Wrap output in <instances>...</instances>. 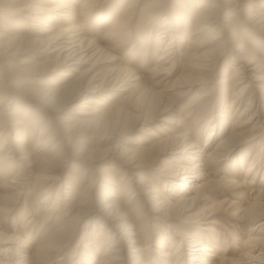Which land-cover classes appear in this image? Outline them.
<instances>
[{"label": "bare ground", "instance_id": "obj_1", "mask_svg": "<svg viewBox=\"0 0 264 264\" xmlns=\"http://www.w3.org/2000/svg\"><path fill=\"white\" fill-rule=\"evenodd\" d=\"M19 1L24 0H0L13 4L11 7ZM27 1L28 5L16 10L7 8L5 12L11 25L22 22L25 32L14 31L18 28L17 24L13 29V26L0 22V98L6 99L8 93L12 92L26 101L25 106L15 103L9 109L0 100V131L6 130L0 146V175L6 172L12 176L3 184L5 190L9 189V194L0 196V200L7 203L0 208V213L12 211V205L23 198L22 194L28 196L32 193V185L34 201L41 199L40 202L44 203L48 201L54 186L59 184L55 201L44 210L46 214L49 213L48 219L55 215V206L60 205L61 193L66 189L64 193L68 195L72 193L74 196L79 192L77 197L86 205L82 214L85 216V213H89L90 217L83 228L93 225V232L89 231L86 237L84 231L79 239L83 241L90 236L95 237L94 242L81 244L78 264L80 258L83 259L82 263L95 264L94 259L99 258L98 254L101 256L97 264H264V172L261 182H255L264 164V51L260 47L264 43V12L253 5V2L260 0H214L210 4L209 0H184V4H190L189 7H184L182 1L174 5L172 0ZM104 6L109 7L108 10L100 11ZM139 7L145 10L142 15L138 13ZM164 15L167 17L160 20ZM92 18L94 24L90 25ZM156 20L161 21L158 27L155 26ZM103 23L111 25L105 30V38L113 42L110 43L112 47H116L115 42L118 40L123 41L122 45L133 38L131 42H138L139 46L138 49L133 47L135 50L132 54L143 57L145 64L154 60L150 71L153 75L164 77L163 80L174 76L176 65L184 58L177 81L196 73L195 85L202 88L209 83L213 86L223 85L230 80L225 78L214 83L211 74L220 75L218 68L230 54V62L233 64L231 78L236 83L231 88L227 83L221 88L231 93L232 101L230 105L221 107L215 116L219 119L214 122L215 118L210 114L209 122H212L205 125H209V130L204 146L198 142L200 137L191 139L183 134L170 135L169 132L156 137L148 146H144L146 143L143 145L140 138L139 143L134 142L135 138L130 136L137 124L141 123L139 131H144L145 125L157 114L155 112L163 113L173 106L174 101L170 95L162 96V92L155 88L161 79L149 84L144 79L146 77L141 76L133 67L134 60L125 63L112 55L111 47L101 44L97 35L101 31L98 27ZM134 23L138 26L132 27ZM86 28L95 34L87 35ZM20 54H28L17 62L24 65L23 69L29 72L34 84L11 87L7 80L11 68L7 63L16 60ZM100 58L105 62L120 60L121 64L108 78L99 79L93 72ZM237 61L239 63L236 65ZM88 65L87 69L82 70ZM44 81L47 84H43ZM86 92L88 96L75 104ZM125 94H128L127 98L130 97L133 112L122 105L124 98L118 101ZM160 97L166 99L165 106L160 109L151 108L153 100ZM244 101L247 102L240 111L239 106ZM160 103L163 105L164 101ZM67 109L73 113L70 118L56 117ZM234 110L236 113L240 111L239 116H233ZM132 119L136 122L125 137L126 146L100 148L101 143L114 139L116 126L123 127ZM170 121L181 123L180 120ZM79 137L86 143L93 141L94 147L75 146L72 139ZM216 138L219 141L214 146L212 143ZM240 139L247 140V144H252L251 147L257 145V154L247 165L244 156L233 158L228 167L224 165V173L226 169L229 172L219 176L218 169L232 158L235 151L232 147ZM66 153L70 160L77 159L81 163L94 164L104 159H118L128 165L133 177L123 182V186L110 180L108 175L98 181V178L92 177L87 188L79 191L78 185L72 187L74 182L71 179L74 178L65 176L62 170L67 167L64 163ZM246 155L249 153L246 152ZM159 159L165 162L164 166L157 169V173L163 177L166 196L163 195V189L158 187L159 180H150L139 173L140 169L153 165ZM9 168L15 170L12 172ZM236 170L246 178L251 177L250 182L247 183L244 178L238 180ZM97 183L99 188L96 192ZM247 184L255 189L253 201L231 208V214L236 224L241 225L240 228L243 223L249 224L243 239L235 237V247L239 250L235 249L237 256L232 258L226 256L229 245L223 243V238V242L220 241L219 232H214L216 227L211 230L208 226H211L210 223L216 225L215 221L212 222L213 215L226 202L222 200L215 203L221 193L220 186L238 188ZM99 189L104 190L105 194L100 199ZM131 199H136L137 204L142 203L141 207H146L147 213L144 215L143 211L137 212L138 209L135 212L130 207V211L135 213L130 215V212L122 208L121 203L127 205ZM55 218L57 222L59 216L56 214ZM96 218H104L98 229L96 220L93 222ZM180 218L192 219L195 224L206 226H196L192 232L180 229L171 232V228L177 227L174 225ZM151 220L157 221L158 226L152 224L151 230L147 228L145 232L142 231ZM183 225L180 226L186 227ZM160 229L162 231H158ZM208 230L212 232L207 235ZM74 233L75 229L71 226L60 227L46 240L42 238V242H37L33 254L29 238L17 243L19 237L16 234L13 237L2 236L7 243L11 241L15 246L12 247L13 252L0 248L1 263L7 264L8 260L13 264H55L61 261L63 255H67L65 252ZM155 237L159 238L153 249L155 256L148 257L150 251H146L147 246ZM96 243L98 247L94 246ZM102 244H105L103 252L100 251ZM222 244L226 248L221 249ZM163 249L167 250L161 251ZM94 250L97 256L92 257L90 254ZM222 250L223 254L220 255L218 252Z\"/></svg>", "mask_w": 264, "mask_h": 264}, {"label": "rangeland", "instance_id": "obj_2", "mask_svg": "<svg viewBox=\"0 0 264 264\" xmlns=\"http://www.w3.org/2000/svg\"><path fill=\"white\" fill-rule=\"evenodd\" d=\"M181 1L183 2L184 7L190 6V4H184V2H185L184 0H172V2H174V5L175 4H181L180 3ZM213 1L214 0H209L208 4H210ZM257 2H255V3L253 2V5H255L257 7V9H260L264 12V0H260ZM28 3L29 2L27 0L19 1L17 3H14V6L11 7V5H13V4H10L7 2H0V22L3 23L4 25L13 26V27H11L13 29L15 28V25L17 24L16 27L18 26V28H15L14 31L19 30L21 32H25V27L23 26V23L18 22V23H14L13 25H11V22H9V19H8L9 17L8 18L6 17L7 15L5 14V12L8 11L7 8L16 10L19 7H23V6L28 5ZM44 4L47 5L46 3H44ZM109 4H106V6H109ZM106 6H104V8L100 11H104L105 9H106L105 11H107L109 7L105 8ZM117 6H112V8H115V7L117 8ZM201 8H203V7H200L199 9H201ZM144 12H145V10L142 9V7H139L138 13L140 15H142V13H144ZM165 17H167V15L166 16L164 15L160 20H163V18H165ZM225 18H227V17H225ZM234 19L239 20L238 18H234ZM136 20L137 19H135V21ZM160 20H156V22H155L156 27L159 26V24L161 22ZM90 23H89L90 25L94 24L93 18H92V21H90ZM96 26H97V24H96ZM110 26L111 25H106L103 23L98 27L101 29V31H100V33H98L97 39L101 42V44L108 46V47H111L112 50H110V52L112 53V55H114V56L116 55L117 58H120L125 63H126V61L134 60L133 61V64H134L133 67L136 68L140 72L141 76L146 77L144 79L149 84L151 82L158 81L161 79L160 83H157L155 88L158 91L162 92V96L166 95L165 97H167L170 95L172 97L170 99H172L174 101L173 106L171 108L166 109V111H164L163 113L162 112L158 113V111H156L155 113H157V114H155L153 119L145 125L144 131L143 130L139 131V129L141 127V123H138L136 128L133 129L134 132L130 137L135 138L134 142H136V143H139V138H140L143 140L142 144L144 145L146 143V145H144V146H148L149 144H152V142H154L152 140H155L156 137L163 135V133L169 132L170 135H172V134H175V135L183 134V135L188 136L191 139H193V137H195V136H196V138L200 137V138H198V140L200 139V141H198V142L200 143V145L204 146L205 141H206V137L208 134V130H209L207 128L209 125L208 126H205V125L207 124V122H208V124H210L212 122V121L209 122V120H210L209 118L211 117L210 114H213V117L215 118L213 120V122H214L215 120L219 119V117L216 118L215 116H217L219 111H221V107L230 105L229 102L232 101L231 93L230 92L227 93L223 89L224 88L223 85L226 83H227V85L230 84L228 87H230L232 85L234 86V83H236L231 78L232 73H233L232 72L233 64H231V62H230V59H231V57L229 56L230 54H228L226 56L225 60L221 64V66L218 68L220 75H217V73L215 75L211 74V80L214 83L216 81L219 82V80H223V79L225 80V78L227 80L229 79L230 83L228 81H225L226 83H224L223 85H215V86H213L212 83H209L205 87L202 88L199 85H195L197 83H196L194 77L198 76V74H196V73L191 74L186 78L179 79L177 81L176 79L181 72V64L183 63L182 61H184V58H181V61H180L181 63L180 64L178 63L176 65V67H175L176 72H175L174 76H172L171 78H169L167 80H163L164 77H158L157 75H153L152 72L150 71L154 66V63H155L154 60L145 64L143 62V59H142L143 57H139L138 55L132 54V52L136 48L138 49L137 46H139V45H137L138 42H134V43L131 42V40L133 38L129 39V41L126 40L122 45H121V42H123V41L118 40V42L117 41L115 42L116 47H112V44H110V43H113V42L110 41V39L105 38V30L107 28H109ZM135 26L137 27L138 25L136 23H134L132 25V27H135ZM21 27H23V28H21ZM3 28H5V27H3ZM0 30H1V26H0ZM86 30H87L86 31L87 35L95 34L92 30H90L88 28H86ZM28 32H29V30H28ZM132 44H135V45H132ZM135 46H136V48H135ZM182 46L184 48L186 47V45H182ZM260 47L262 48L261 50L264 51L263 50L264 43L261 44ZM129 52H131V53H129ZM27 56H28V54H20V55H18L16 60H11L10 63H7V65H9V67L11 68L10 69V75L7 78V80H9V82H10L11 87H14L16 85H24V84H26V85L28 84V85L32 86L34 84L33 83L34 81H32L30 78L29 72L27 70L23 69L24 65L19 64L17 62V60H19L23 57H27ZM262 57L264 58V54H262ZM109 61H111V60H109ZM237 63H239V61L236 62V65H237ZM119 64H121L120 60H113L112 62H105L102 60V58H100L95 63L96 67H95V70L93 73H96V75L98 76L99 79L108 78L109 75L111 74V72H113L116 68L119 67ZM226 65L229 66L230 69ZM88 67H89V65L82 68V70H85ZM147 71H150V72L147 73ZM178 82H181V83H178ZM43 84H47L46 81H44ZM35 85H36V87H38L37 83H35ZM173 85L176 87L175 89H177V90H174ZM221 87H223V88H221ZM233 88H235V87H233ZM0 90H1V87H0ZM10 90H13V89H10ZM228 90H230V89H228ZM87 94H88V92L81 95L76 100L77 102L75 101L74 103L77 104V103L81 102L82 100H84L88 96ZM104 94H107V93H104ZM206 95H207V97H206ZM127 96H128V94H125L124 97H119L118 101L121 100V98H124L122 100V105L124 107H129L128 108L129 111L133 112L134 110L131 109L132 103H131L130 97L127 98ZM102 97L103 96L98 97V100H100V98H102ZM21 99H22V101H21ZM116 99H117V97L115 98V100ZM202 99H204L205 101ZM0 100H1V98H0ZM161 100L164 101L163 105H162V103H160ZM1 101L5 102L4 104H7L9 109L11 108V106L13 108L15 103H17V105H18V103H20L22 105L26 104L25 99L17 96L16 94H13L12 92H9L8 97L6 99H2ZM165 101H166V99L164 97L155 98L150 107L151 108L155 107L156 109H160L163 106H165V104H166ZM202 101H204V102L202 103ZM9 102H11V103L8 105ZM245 102H247V101H244L243 103L240 104V106H239L240 111L243 110V108L245 107V105H244ZM224 103H226V105ZM9 109L7 110V112L9 111ZM226 109L229 110L228 107ZM75 110H78V109H75ZM192 110H194V111H192ZM240 111L238 113H236L234 110L233 116H239ZM17 112H18V109H17ZM71 115H73V113L69 109H67V110L61 111V113H58V115H56V117L58 119L70 118ZM52 116H54V114ZM52 116H51V118H52ZM170 120H176V121L180 120L181 123L176 124V122L170 121ZM135 122L136 121L134 119H132V120H129L126 123V125L123 127L116 126L114 130L117 133H115L114 139H112L111 141L109 140L108 143H101L100 148L109 149V148H114L116 145L126 146L127 143L125 142V139H126L125 137L127 136L128 132L132 131L131 128L135 125ZM55 123L58 124L57 121ZM54 129H56V127H54ZM5 131H6L5 129L3 130V132L0 131V132H2V134L0 133V146L3 143V140L6 136ZM202 131L203 132L205 131V132L203 133ZM38 132H39V129H38ZM59 135H61V134L59 133ZM262 135H263V132H262ZM72 140H73V144L75 146H78V147L88 145V148H92L95 145V143H93V141L92 142L88 141V143H86L84 141V139L81 140L80 137L78 139H75V140L72 139ZM218 141H219V138H216L212 144L215 146L218 144ZM250 145H252V144L251 143L247 144V140L240 139L239 142L236 144V146L232 147V149L235 148V151H234L232 158H230L229 161L226 160L224 163H222V167H220L218 169L219 170L218 175L223 176V174H227V172H229V169H226V171L224 173V168H225V166H227L230 163V161L233 158H237V157L243 158V156H244V158H246V165L250 162V159L252 161V158H253V156H255L257 154L259 147L257 145L252 146L254 148L253 149ZM248 149H249V151H247ZM246 152H248L249 155H246ZM69 158H70L69 155L66 153V157L64 158V163L66 164L67 167H65L62 170H64L65 176L68 175V176H72L74 178V179H71L72 182H74V184H72V187L78 185L79 191L81 189L84 190L85 188H87L92 177L98 178L97 179V181H98L99 178L107 177V175H108V176H110V180L117 181V182L121 183L122 186L129 178L133 177L132 171L129 170L127 167L128 165H126L125 163H122L118 159L112 160L111 158H109V159L100 160L94 164H91L88 162L81 163L77 159L70 160ZM163 160L164 159H159L158 161L153 163V165H150V166L148 165V166L144 167L143 169H140L139 173L144 175L145 178H148L150 180H159L160 183H158V187H159V189H161V188L163 189L162 190L163 195L166 196L167 192H166V188L164 187V182L162 180L163 177H161L160 174L157 173V172H159V171H157V169L164 166L165 162ZM90 164H91V166H90ZM104 168H109V169L104 170ZM9 169H11L12 172L15 170V168H9ZM101 170H104V171L102 173L98 174V172H101ZM214 170L215 169H213L212 171H214ZM255 170H257V168ZM7 171H9V170H7ZM144 171H145V173H144ZM236 172H237V170H236ZM263 172H264V164L260 167L259 175H258V178L255 180V182L256 181H257V183L261 182ZM236 174H237L238 180H242L244 178V179H246L247 183H249L251 180V177L248 176L246 178L243 176V173H241V172H237ZM157 176H159V177H157ZM112 177H113V179H112ZM11 178H12L11 174L6 173V172H4V174L0 175V196L9 194V189L5 190L4 189L5 187L3 188V186H5V185H3V184L5 182H7L8 180H10ZM135 180H138V178H136ZM66 182H68V181H66ZM32 184H33V182L31 183V185ZM247 185H244V186L242 185L238 188L228 187L225 185L220 186L221 187V189H220L221 193H219L218 196L216 197L215 203L216 204H217V202L220 203L222 200H223V202H225V201L226 202L224 203V206L219 208V210L217 209L216 210L217 212L215 213V215H213L212 222L215 221L216 225L210 223L211 226H208V228L211 227L210 228L211 230L214 229L215 227L217 228V229L215 228V231L214 230L213 231L215 233L219 232L218 236H219L220 241H222L224 239V242L223 241L222 242L229 245L228 251H226L227 253H225V254H226V256H230L232 258H236V256H237L235 249H236V251L239 250V249L237 250V248L235 247L236 243H235L234 239H235V237L243 239L245 237V235L247 234L246 232L248 230L249 224L243 223V227L240 228L241 225L236 224V221L234 220L235 217L231 214V208H232V206H236L238 204H242V203L243 204H249L253 201V198L255 197V193H253V191H255V189L252 188L251 185H249V184H247ZM58 187H59V184H56L49 194V198L47 199L48 201L42 203V202H40L41 199H37L36 201H34L33 196L35 194V191H33L34 188L32 185V186H30L32 193L29 194L28 196L26 193L22 194L23 198L18 200L15 205H12L13 206L12 211H10V212L4 211V212L0 213V222L2 225L0 227V248L1 249H7L10 252H13L12 247L15 246V245H13L14 243H12L11 241H10V243H7L4 238L7 236L13 237L16 234V236L19 237L17 243L24 242L29 238V243H30V245H32L31 254H33L35 252L38 244L40 242H42V238H45L44 240H46L47 238H49L52 235V233L55 232V230L59 229L60 227L62 228L65 226H71L72 228L75 229V233H74V237H73V240H72L70 246L66 249L65 254H67V255H65V256L63 255L61 257V261H58L55 264H72V263L78 264L77 260L79 258V254L81 253L80 252L81 251V244L82 243L88 244L89 242H94L95 237L90 236V237L86 238L87 240H83V241H79V239H80V237L84 231L86 233V237L89 236V231H90V233L93 232L92 231L93 225L90 227L88 225L87 227H85V229L83 228V225L86 223L87 219H89L90 216H89V213H85V216H84V214H82V212H84L83 209L86 207V205H84L85 203L82 202V200H80V197H77L79 192H77L74 196L72 195V193H71V195H68V194L64 193V191H66V189H63V188L62 189L64 191L61 193V198L59 201L60 205L55 206L56 210H55V215H53L54 219L53 218L48 219L49 213L46 214V212L44 210L50 208L49 206L51 204H53V201H55L56 192L58 190ZM98 188H99V185L97 183V186L95 188L96 192H97ZM239 188H240V190H239ZM101 191H102V189H99V193H98L99 199L105 195L103 193L104 190L102 192ZM239 192L242 195L239 194ZM64 198H67V199H64ZM123 199H125V197H123ZM242 199H244V200H242ZM229 203L231 205H229ZM6 205H7V203L0 200V208H2L3 206H6ZM121 206L127 212H130V215L135 214V213H133L134 211L133 212L130 211V207H132V210H135V212L138 209L137 212L143 211L144 215L147 213L146 207L144 209L143 207H141L142 203L137 204L136 199H131L130 203H128L127 205H125V203L122 202ZM227 206H228V208H227ZM37 207H39V210H37ZM24 213H26V214H24ZM44 213L46 215H44ZM56 214L59 216V219L57 220V222L55 221ZM215 216H216L217 220H215ZM45 219H47V220H45ZM103 220H104V218L102 220H100V218H96L93 220V222L95 221L97 223V225H96L97 229L99 228L98 226ZM156 222L157 221L151 220L150 222H148V227H146L145 230L143 229L142 231L145 232L147 230V228H148V230H151L152 224H153L152 226H158L157 225L158 223L156 224ZM177 222H178L177 224L179 225L180 228L176 224V225H174V227L175 226H177V227L171 228V230H172L171 232H173V230H175V229H180L183 232H192L194 227H196V226H199V225L201 227L206 226V225H203L202 223H201L202 225L201 224H195L192 219L187 220L185 218H183V219L180 218L179 220H177ZM217 222L220 225L217 224ZM50 223H52V224H50ZM183 223H184V225H183ZM181 224L183 226H186L187 228L180 226ZM221 224H223V225H221ZM107 225H109V224H106V226ZM164 227H165V225H164ZM181 227L184 228L185 230L184 229L182 230ZM211 230H208L206 234L208 235L209 234L208 232H210ZM158 231H162V230L160 229ZM239 232H240V234H239ZM224 234H226V236H224ZM2 236L4 238H1ZM221 238H223V239H221ZM97 239L100 240L99 242H101V239H99V238H97ZM30 240H32V241H30ZM226 240L228 242H226ZM158 241H159V238L155 237L154 241H152L151 244L149 246H147L146 251H150V255H148V257H150L151 255L155 256V255H153L154 254L153 249H155V246L158 244L157 243ZM37 242H38V244H37ZM78 243H79V245H77ZM96 245H97V243L94 244V246L98 247ZM104 245L105 244H102L103 248L100 246V248H102V249L98 248V249H100L101 252H103L102 250L104 249ZM225 246H226L225 244H222L221 249L226 248ZM90 248H92V247H90ZM165 250H167V249H163L161 251H165ZM94 251L95 252L91 253L90 256H92V257L94 255L97 256V253H96L97 251L96 250H94ZM151 251H152V253H151ZM220 252H218L220 255L223 254V250ZM147 253L148 252H146V257H147ZM83 254H84V251H83ZM73 255H74V257H72ZM98 256H99V258L95 257L96 259H94L95 264H97L98 261L100 260L101 255L98 254ZM82 262H83V259L80 258L79 264H81ZM6 263L7 264H13L11 262L9 263L8 260H6ZM0 264H3V263H1V260H0ZM82 264H87V263L84 262Z\"/></svg>", "mask_w": 264, "mask_h": 264}]
</instances>
